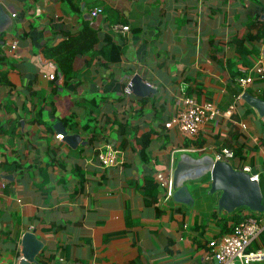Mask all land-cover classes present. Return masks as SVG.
Segmentation results:
<instances>
[{
    "label": "crops",
    "instance_id": "obj_1",
    "mask_svg": "<svg viewBox=\"0 0 264 264\" xmlns=\"http://www.w3.org/2000/svg\"><path fill=\"white\" fill-rule=\"evenodd\" d=\"M0 2L16 20L13 33L3 34L0 45V57L15 67L8 74L13 87L0 83V120L4 123L0 132L4 136L0 145V232L9 233V239L0 244V264H19L21 237L28 231L44 243L38 264H211L205 256L208 242L220 236L219 221L191 212H171L164 197L148 203L139 189L143 176L157 177L163 172L169 178V173L163 160L160 166L153 161L142 163L136 138L150 128L160 132L176 114L180 96L213 102L222 112L232 105L239 121L221 114L208 121L192 142L213 152L241 142L247 148L245 164L260 174L264 171V149H252L264 138V128L252 115L253 126L243 119L247 108L241 94L246 90L236 83L242 62L248 59L253 65L257 58V52L241 54L236 42L246 45L250 20L257 16L258 24L264 22V0H80L79 12H71L64 0ZM97 8L103 15L95 31L100 37L97 48L112 44L114 59L95 65L89 56L77 55L73 70L82 76L79 85L65 87L60 77L55 87L48 76L57 73V63L45 58L44 48L55 45L59 30H78L84 22L91 29L83 14ZM119 25L129 26L130 31L115 30ZM136 73L157 89L139 118L138 101L129 102L130 96L124 94V86ZM29 84L46 90L47 99L42 108L45 123L33 125L25 135L23 128L32 109L29 97L25 90H14L12 95L10 91ZM100 96L107 98L100 107H75L78 99ZM9 97L17 110L5 114L4 102ZM73 112L76 125L65 126L66 130L79 134L84 143L75 149L56 139L53 129ZM117 112L130 122L124 147L113 123ZM19 117L21 125L15 134H5L7 122ZM166 132L175 147L161 148ZM92 134L98 139L91 140ZM185 141L176 128L165 129L151 144L152 160L170 155L171 166L173 153L187 149ZM106 145L119 152L117 164L109 168L97 156ZM15 160L21 167L11 164ZM56 160L65 163V169L50 164ZM76 165L83 175L78 169L72 172ZM81 179L85 187L77 193L74 190ZM257 217L262 231L252 247L264 251V216ZM59 225L64 229L57 230Z\"/></svg>",
    "mask_w": 264,
    "mask_h": 264
},
{
    "label": "trees",
    "instance_id": "obj_2",
    "mask_svg": "<svg viewBox=\"0 0 264 264\" xmlns=\"http://www.w3.org/2000/svg\"><path fill=\"white\" fill-rule=\"evenodd\" d=\"M66 2V5L68 9L71 12H79L80 11V0H64ZM255 21L250 20V23L248 24V32L245 38L244 45L242 42L237 41V50L241 53L247 56L248 53H258V45L259 41L264 39V22L259 23V20L257 16L255 17ZM87 23L84 22L83 26L78 29V30H59L55 34L58 36L57 42L55 45L46 47L43 50V54L45 58L47 59H53L57 63V73L55 74L54 79L52 80L53 85L56 87V83L60 77L63 79V85L65 87L74 84L75 88L79 85V82L82 79L81 74L77 73L76 71L73 70V61L75 56L77 55H86L90 57V64H95V65H101V61L104 59L105 61H112L114 59L115 55V50L112 46V44H106L100 49L97 48L100 37L99 35L92 29H89L87 27ZM36 25H32L34 27ZM239 44L242 46L244 45L243 48L239 49ZM242 51H245L242 52ZM246 58V57H244ZM243 67L250 68L251 62L248 59H245L242 64ZM15 67L12 61L5 62L3 57H0V83L3 85H6L10 88L13 86L10 84L8 80V74L11 71H14ZM238 74V72H237ZM125 88V86H124ZM23 91L25 90L28 97L29 101L31 103L32 109L30 111L31 115L29 119L27 120L24 128H23V134L28 135L30 130L32 129V126L37 124V123H45L44 118L42 116V108L44 103L46 102L47 99V92L46 90L43 89H35L33 88L30 84L27 85L26 87L22 89H12L10 91V95H12V91ZM246 91L249 92L252 95L259 96L260 98L264 99V79H260L259 77H255L253 80V83L249 85L246 88ZM258 91H261V93H258ZM240 92H238V95ZM125 98H120L119 102L123 103L125 102ZM12 98H7L6 101L4 102V113L5 114H11L15 112L16 105L14 104ZM129 102L136 100L138 101L139 104V109L136 111V117H142L144 115L142 109L144 105L147 103L148 98L146 99H141V98H136L133 95H130L128 97ZM107 98L105 97H92V98H82L76 100L75 107L76 108H89L92 110V108L100 107L102 104L106 103ZM27 111V109H26ZM54 112V111H53ZM91 114V112H90ZM251 114L249 110H244V113L242 115L243 119H246L249 117ZM76 117V112L71 113V115L62 118L63 123L65 126H69L74 128V118ZM234 120L239 121L240 117L237 115L232 116ZM231 117V118H232ZM21 117L11 121L9 120L7 123L9 124V128L6 132L9 131V133L15 134L17 125H21L20 119ZM94 120L95 119H91ZM109 124L111 123L110 119H107ZM114 126L117 128V132L122 138V147L126 145V131L130 127V122L126 119L125 116H120L119 113L114 114ZM4 123L0 120V132L3 131V126ZM107 129V125L105 126V129ZM161 131L158 132L155 129H148L142 132L141 136L136 138L137 145L139 147L140 151V158L143 164H147L151 161H153L155 166H160L161 161L163 160L164 162V167L165 170L169 171L170 168V155H165V156H155L154 160L151 158V151L150 147L154 139L159 138L165 133V129H167L164 125V127H161ZM236 134H240L241 136L247 137L246 134L243 132H237L235 131ZM97 135L92 134L91 140L95 141L97 140ZM49 141L51 138L48 139ZM4 142V136L0 137V145H2ZM189 145L194 146L195 148H202V145L197 143V142H189L185 141L184 147L188 148ZM172 146L175 147L176 145L173 142V137L169 132H166L165 134V139L162 143L161 148L166 149L167 147ZM229 149H231L234 152V164L235 167L237 168H242L246 164L247 160V148L246 145H243V143L238 142L235 145H228ZM262 148L264 149V138L261 139L259 138V141L257 144L253 145L252 149L256 150ZM218 151V150H215ZM250 163L252 166L255 165V159L251 158ZM15 168L16 166L21 167V164H19L18 160H15L11 163ZM50 164L57 165L62 169H65V163H63L61 160H56L51 161ZM80 166L76 165L73 169L72 172L78 173L77 169L79 170ZM81 172V170H79ZM83 175V172H81ZM258 181L260 183V187L262 190L263 198H264V171L258 176ZM85 182L84 180L81 179V181L78 183V187L74 190L75 192L79 193L81 192L84 187H85ZM139 189H141L144 194L146 201L148 203H157V200L160 199L161 197H166L167 196V190L165 189L164 193H161V183H159L156 180V177L153 175H144L142 178L141 183L139 184ZM168 209V208H167ZM171 212H182V210L178 208H170L168 209ZM216 217L213 216V220ZM243 219L242 213L235 214L230 217H226L225 219H222L221 221L217 222L216 227L219 228L220 230V235L230 233L232 231V227L234 223H237ZM229 220L233 222L232 225H229ZM207 222L212 221L211 219L206 220ZM64 229V225H59L57 230ZM8 232H0V244L7 239H9ZM254 248V247H252Z\"/></svg>",
    "mask_w": 264,
    "mask_h": 264
},
{
    "label": "water",
    "instance_id": "obj_3",
    "mask_svg": "<svg viewBox=\"0 0 264 264\" xmlns=\"http://www.w3.org/2000/svg\"><path fill=\"white\" fill-rule=\"evenodd\" d=\"M83 10V3L81 5ZM83 19L89 22L92 30L98 31L103 20L101 13L95 17L90 12L83 14ZM16 24L15 15L0 2V45H3L2 35H11ZM131 94L134 97L154 98L157 89L146 82L142 75L136 73L130 76ZM241 99L250 114L264 128V99L245 91ZM53 129L61 135L62 141L71 148H77L81 136L69 133L62 121H57ZM260 175L256 168L244 172L235 167L234 161L219 160L213 151H195L180 149L173 153L169 178L161 172L156 180L168 190L165 200L167 208H178L201 217L217 221L241 212L264 216L263 194L259 181L251 177ZM21 256L19 264H38L36 258L44 249V243L34 231L23 234L20 242Z\"/></svg>",
    "mask_w": 264,
    "mask_h": 264
},
{
    "label": "built area",
    "instance_id": "obj_4",
    "mask_svg": "<svg viewBox=\"0 0 264 264\" xmlns=\"http://www.w3.org/2000/svg\"><path fill=\"white\" fill-rule=\"evenodd\" d=\"M101 13L100 9H95L92 15L95 17ZM115 30L121 32H129V26H115ZM259 49L257 58L253 62L250 68L239 67L237 69L238 77L236 83L242 90L253 83L255 77L264 79V39L259 41ZM13 49L16 45L13 44ZM55 74H49L48 79L53 80ZM131 82H127L124 88V94L130 96L131 94ZM261 93V91H258ZM259 97V96H257ZM235 113V106H230L227 110L221 111L215 103L203 101L198 102L195 98L183 95L178 99L176 107V114L170 121L165 124L166 128H176V130L189 142L197 139L202 127L213 121L219 115L230 119ZM242 128L246 127L242 125ZM56 139L62 140L61 135H56ZM187 149L203 152L201 148H195L189 146ZM118 150L110 145H106L98 151V159L104 168H109L117 164ZM216 158L219 160H233L234 152L227 148L222 147L218 151H214ZM244 172H251L252 168L249 165L242 167ZM251 180L258 181V175L251 177ZM168 197V190L167 196ZM243 219L233 224L232 231L213 237L208 242V250L205 258L211 262V264H263L264 263V251L261 249H253L252 244L258 238L262 231L261 220L257 216L245 212Z\"/></svg>",
    "mask_w": 264,
    "mask_h": 264
},
{
    "label": "rangeland",
    "instance_id": "obj_5",
    "mask_svg": "<svg viewBox=\"0 0 264 264\" xmlns=\"http://www.w3.org/2000/svg\"><path fill=\"white\" fill-rule=\"evenodd\" d=\"M246 119H248V121H247V124H248V125H251V126L254 125L251 116L247 117ZM168 173H169V171H168ZM255 216H258V215H255ZM236 263L238 264V261H237Z\"/></svg>",
    "mask_w": 264,
    "mask_h": 264
},
{
    "label": "clouds",
    "instance_id": "obj_6",
    "mask_svg": "<svg viewBox=\"0 0 264 264\" xmlns=\"http://www.w3.org/2000/svg\"><path fill=\"white\" fill-rule=\"evenodd\" d=\"M167 190V189H166Z\"/></svg>",
    "mask_w": 264,
    "mask_h": 264
}]
</instances>
